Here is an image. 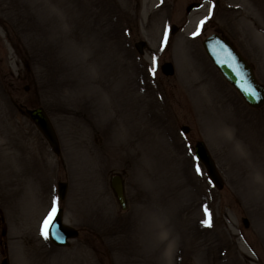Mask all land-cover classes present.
Returning a JSON list of instances; mask_svg holds the SVG:
<instances>
[{"label":"rangeland","instance_id":"1","mask_svg":"<svg viewBox=\"0 0 264 264\" xmlns=\"http://www.w3.org/2000/svg\"><path fill=\"white\" fill-rule=\"evenodd\" d=\"M192 2L203 8L187 15ZM158 9V0H0V262L264 264V107L246 106L201 46L225 33L264 86V0ZM20 106L44 109L59 157ZM198 141L221 191L194 158ZM60 174L65 223L85 228L68 248L41 235ZM113 175L125 211L107 186Z\"/></svg>","mask_w":264,"mask_h":264},{"label":"water","instance_id":"2","mask_svg":"<svg viewBox=\"0 0 264 264\" xmlns=\"http://www.w3.org/2000/svg\"><path fill=\"white\" fill-rule=\"evenodd\" d=\"M196 7L191 5L188 11ZM204 51L213 65L222 74L223 78L237 91L243 101L251 108H260L264 105V87L260 86L254 76L251 68L244 62L239 54L224 40L218 36L212 35L202 42ZM142 44H136V48L141 53ZM161 72L165 76L173 75V67L169 63L161 66ZM27 115L33 121L36 128L41 132L52 151L59 153L58 142L54 130L42 109L27 110ZM181 131L187 133L188 129L182 127ZM195 154L198 160L203 164L207 176L211 183L218 189H222V181L215 169L213 161L207 153L203 143L198 142L195 146ZM111 188L114 191L120 205H124L122 186L119 178L111 180ZM65 195V185L59 186L58 196L62 200ZM244 227H248L247 220L243 219ZM4 234V233H3ZM77 232L72 228L61 224V211H58L54 218V225L49 231V239L56 246H66L67 239H73ZM1 264H8L3 260Z\"/></svg>","mask_w":264,"mask_h":264},{"label":"snow or ice","instance_id":"3","mask_svg":"<svg viewBox=\"0 0 264 264\" xmlns=\"http://www.w3.org/2000/svg\"><path fill=\"white\" fill-rule=\"evenodd\" d=\"M56 204L57 202L53 200L52 204V212L50 213L49 217L44 221V224L41 229V235L45 238L48 239L49 231L51 227L54 225V217L56 215Z\"/></svg>","mask_w":264,"mask_h":264},{"label":"flooded vegetation","instance_id":"4","mask_svg":"<svg viewBox=\"0 0 264 264\" xmlns=\"http://www.w3.org/2000/svg\"><path fill=\"white\" fill-rule=\"evenodd\" d=\"M159 14H160V16H161V0H159ZM203 32H205V31H203ZM214 33L220 35L221 37H223L224 39H226V40H228V41L230 42V40L228 39L229 37L226 36L225 33L221 32V31H218V30H217V31H214ZM231 44H234V43L231 41ZM234 46H235V48H236L238 51L241 50L240 47H238L237 45L234 44ZM171 48H172V47H171ZM171 48H170V49H171ZM164 49H166V48H164ZM167 49H169V48H167ZM239 49H240V50H239ZM22 110H23V108L20 106V107H19V112L22 113Z\"/></svg>","mask_w":264,"mask_h":264},{"label":"bare ground","instance_id":"5","mask_svg":"<svg viewBox=\"0 0 264 264\" xmlns=\"http://www.w3.org/2000/svg\"><path fill=\"white\" fill-rule=\"evenodd\" d=\"M149 264V263H148Z\"/></svg>","mask_w":264,"mask_h":264}]
</instances>
